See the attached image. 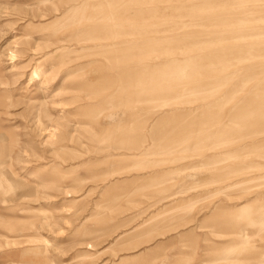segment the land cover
I'll return each mask as SVG.
<instances>
[{"label": "rangeland", "instance_id": "rangeland-1", "mask_svg": "<svg viewBox=\"0 0 264 264\" xmlns=\"http://www.w3.org/2000/svg\"><path fill=\"white\" fill-rule=\"evenodd\" d=\"M44 1L0 0V264H264V0Z\"/></svg>", "mask_w": 264, "mask_h": 264}, {"label": "bare ground", "instance_id": "bare-ground-1", "mask_svg": "<svg viewBox=\"0 0 264 264\" xmlns=\"http://www.w3.org/2000/svg\"><path fill=\"white\" fill-rule=\"evenodd\" d=\"M48 0H45L44 1V3L45 2H47ZM57 51H63L64 52V50L63 49H61V48H57ZM67 51V50H66ZM64 54V53H63ZM15 55V54H14ZM12 57H13V55H12ZM14 61V60H13ZM53 67V66H52ZM38 69H36V75H37V77L38 78H41V76L42 77H45V75L48 73V71H49V68L46 66V68H43V69H40L39 70V72L37 71ZM209 140V139H208ZM245 148V147H244ZM214 157H215V155H214ZM175 161H177V160H175ZM182 193H180V195H181ZM176 195V194H175Z\"/></svg>", "mask_w": 264, "mask_h": 264}]
</instances>
